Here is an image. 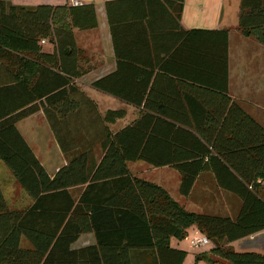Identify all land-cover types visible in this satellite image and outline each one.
<instances>
[{
    "label": "trees",
    "instance_id": "16d2710c",
    "mask_svg": "<svg viewBox=\"0 0 264 264\" xmlns=\"http://www.w3.org/2000/svg\"><path fill=\"white\" fill-rule=\"evenodd\" d=\"M9 1L0 0V161L32 204L11 210L0 188V264H183L186 252L172 248L170 239L185 240L191 227L210 241L195 263L264 264V254L230 246L264 231V201L258 195L264 128L227 94V32L195 31L220 36L221 45L199 54L200 80L187 97L197 105L186 116L192 122L185 123L184 114L175 118L153 111L112 133L109 125L124 111L100 115L74 84L96 65L76 46L73 33L96 27L93 7L67 2L25 7ZM237 27L264 46V0H240ZM45 43L52 52L44 51ZM116 57L115 70L91 88L154 110L153 70L129 66L117 48ZM130 68L142 76L133 91L125 80ZM40 111L66 158L52 177L17 129ZM161 117L190 127L176 128ZM135 162L177 171L182 197L201 172H212L217 186L240 201L237 215L187 211L162 187L132 176L127 163ZM76 186L84 187L77 200L69 192ZM83 234H93L94 244L72 248Z\"/></svg>",
    "mask_w": 264,
    "mask_h": 264
},
{
    "label": "crops",
    "instance_id": "0c3cea01",
    "mask_svg": "<svg viewBox=\"0 0 264 264\" xmlns=\"http://www.w3.org/2000/svg\"><path fill=\"white\" fill-rule=\"evenodd\" d=\"M76 1L82 5H91L94 9L96 27L87 31L74 29L73 33L76 46L83 50L91 58V62L96 65L89 73L74 80V84L96 105L100 115L105 114L107 111H124L122 119L109 125L112 133L131 125L142 114L153 111L164 112L175 118L180 114H184L185 123L191 121L186 116L189 113L196 112L197 105L193 101H188L187 97L195 94L193 87L196 86L195 81L199 79L196 78L195 65L200 64L199 54L208 50L212 45L216 46L217 49L221 45L220 36L216 38L214 34L215 36L211 38V36L195 31L227 32V94L247 115L264 128V46L251 38L243 36L238 30L240 0ZM9 2L13 6L25 7L39 5L62 6L65 3L61 0H10ZM43 48L45 52H52L53 46L45 43ZM116 48L123 61L127 62L129 66H147L153 70L154 80L152 81L154 83L151 85L154 87L153 96L156 98L152 106L154 110L126 104L91 88L93 82L115 70ZM201 62L203 65V60ZM125 80H127V86L132 91L142 85L140 84L142 76L134 74L132 68L125 73ZM201 84L198 83V88H206L204 84ZM34 117L41 118L42 123H40V126H42L43 131L45 130L43 134H46L48 139L47 147L49 146L50 152H47V155L45 153L42 157L38 156L39 154H37L22 128L25 124L30 123V119ZM161 119L174 124L176 128L190 127L188 124H177L166 117H161ZM27 128L29 130L31 126H27ZM17 129L50 177L66 164V158L62 154L41 111L20 121L17 124ZM38 129L39 127L36 126L35 130ZM94 152H96L97 158L101 156L98 146L94 148ZM130 164L133 163H127L129 173L134 177H138L136 175H139V170L136 173L133 170L137 168V165L130 166ZM203 175L211 177L213 183H215L214 186H217L212 172H201L197 179ZM194 185L190 194L183 197L185 198V205L182 206L187 211L195 213L202 209L198 203L191 200ZM83 188V186L72 187L69 192L77 200ZM217 190L220 197L219 202L222 205L226 204L223 209L220 208L219 212L226 215L224 217L228 216L233 219V214L230 215V213L232 211L238 212L239 207L236 204L234 208L231 206L230 209L221 196L226 191L221 190L218 186ZM166 192L177 202V199L168 191ZM226 193L233 195L229 192ZM258 195L264 201V185H262ZM27 197L28 200L23 196L27 204L23 206L24 208L21 207L22 209L29 208L32 204L30 197L28 195ZM188 231L192 234L191 236L187 234L189 237L198 232L195 227L189 228ZM86 236H90L91 241H82L78 244L79 240ZM173 240L170 239V246L182 250L178 243L176 245L172 244ZM184 241L188 242L186 239ZM94 242L93 234H83L72 245V248L78 249L93 245ZM230 246L236 252L264 254V231L233 242ZM209 249L210 246L204 251Z\"/></svg>",
    "mask_w": 264,
    "mask_h": 264
},
{
    "label": "rangeland",
    "instance_id": "374dc122",
    "mask_svg": "<svg viewBox=\"0 0 264 264\" xmlns=\"http://www.w3.org/2000/svg\"><path fill=\"white\" fill-rule=\"evenodd\" d=\"M30 123L25 124L22 126L24 131L26 132L29 141L32 143L33 147L37 151L38 156L42 157L45 153L47 155V152H50L49 146L47 147V135L43 134L45 130L43 131L42 126H40V123H42L41 118L34 117L33 119H30ZM28 127L31 126L29 130H27ZM39 127V129L36 131L35 127ZM38 133V134H37ZM46 145V149L44 150V147ZM137 165V168H134V173L139 170L138 176L140 179H143L145 181L154 183L160 187H162L164 190L168 191L175 199H177V203H179L181 206L185 205V198L181 197L178 193V187H179V181L180 177L179 174L170 168H153L149 165L143 163V162H136L133 164H130V166ZM145 169V170H144ZM213 179L207 175H203L199 177L194 185V189L192 191L191 200L195 203L199 204V207L202 209L200 211H196L195 213L198 214H204V215H212V216H226L224 214H221L220 208L223 209L226 204L222 205L219 197V192L217 190V186L213 183ZM0 188L3 194V197L6 201V204L9 209H22L23 206H26L28 197L26 193L21 189L20 185L16 182L11 172L7 169V167L0 161ZM221 196L224 198V202L227 203V206L230 207V209L236 206L240 207L239 200L233 196L228 195V193L223 192ZM24 196V198H23ZM170 196V195H169ZM231 196V197H229ZM227 198V199H226ZM226 199V201H225ZM231 204V205H230ZM232 206V207H231ZM22 207V208H21ZM218 212V213H216ZM238 212H231L233 214V218L237 215ZM228 217V216H227ZM189 236L192 234L190 231L187 232ZM90 240V236L83 237L79 240V243H82V241L86 242ZM179 244L180 249L186 252V258L184 264H194V255L200 252H203L204 250H207L209 247L206 246L203 249H194L192 248L188 242L182 240L177 241L173 240V245ZM195 264H209L205 261H202L201 263H195ZM219 264H227L224 261H219Z\"/></svg>",
    "mask_w": 264,
    "mask_h": 264
},
{
    "label": "built area",
    "instance_id": "2783aa9c",
    "mask_svg": "<svg viewBox=\"0 0 264 264\" xmlns=\"http://www.w3.org/2000/svg\"><path fill=\"white\" fill-rule=\"evenodd\" d=\"M67 2L73 6H77L79 3L76 0H61ZM44 43V41H41ZM262 185H264V179L260 181ZM186 240L188 241L189 245L194 249H203L206 246H210V241L208 238L199 232H195L192 237L187 236Z\"/></svg>",
    "mask_w": 264,
    "mask_h": 264
}]
</instances>
